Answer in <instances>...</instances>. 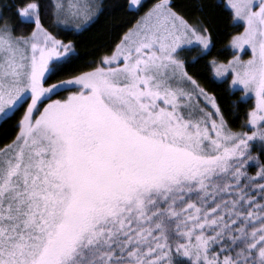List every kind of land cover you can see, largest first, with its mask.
<instances>
[{
	"label": "snow or ice",
	"instance_id": "6c2138e0",
	"mask_svg": "<svg viewBox=\"0 0 264 264\" xmlns=\"http://www.w3.org/2000/svg\"><path fill=\"white\" fill-rule=\"evenodd\" d=\"M196 7L190 18L156 0L90 71L50 82L74 45L45 18L87 31L100 4L0 0V118L26 104L0 147V264H264V163L252 152L264 147V0L212 5L243 28L232 59L211 67L231 73L242 103L254 97L248 131L190 74L185 54L195 62L213 43ZM66 85L76 90L51 99Z\"/></svg>",
	"mask_w": 264,
	"mask_h": 264
},
{
	"label": "trees",
	"instance_id": "16d2710c",
	"mask_svg": "<svg viewBox=\"0 0 264 264\" xmlns=\"http://www.w3.org/2000/svg\"><path fill=\"white\" fill-rule=\"evenodd\" d=\"M226 0H172L177 11H180L187 17L194 18L201 16L196 4L203 3L206 7L205 13L212 18V48L203 57L197 56V60L192 62V56L195 52L186 53L185 57L189 63V71L199 83L209 92L214 94L225 115V119L233 130L248 131L244 127L247 112L255 105V99H249L246 103L241 102L242 94L239 91L233 92L228 82H217L213 78L211 61L213 59L226 63L231 60L234 52L230 48V38L232 35L242 31V27H236L233 24L228 10L214 8L212 5L217 3L224 4ZM5 3L18 4L20 0H4ZM47 3L48 0H45ZM156 2V0H147L142 9L133 11L128 6V0H103L101 3V13L88 27L87 31H72L56 28L50 17L45 18V24L50 31L65 42L72 41L74 48L69 54L71 60L68 63L61 61L62 71L54 76L50 82L67 79L73 74L90 71L97 65L100 58L110 54L115 44L119 42L123 34L136 25L137 21L145 12ZM5 15L12 17L15 22L14 10H5ZM30 29L23 28L22 32L27 34ZM75 87L66 85L64 89H58L57 95L51 99L66 98L69 92L75 91ZM44 103H48L44 100ZM26 104L20 106L11 116L3 120L0 124V147L9 143L18 134V122L23 116ZM42 107V106H41ZM253 155L259 157L261 163H264V147L259 142H253ZM258 170L256 162H250L248 166L249 174L254 175Z\"/></svg>",
	"mask_w": 264,
	"mask_h": 264
},
{
	"label": "rangeland",
	"instance_id": "374dc122",
	"mask_svg": "<svg viewBox=\"0 0 264 264\" xmlns=\"http://www.w3.org/2000/svg\"><path fill=\"white\" fill-rule=\"evenodd\" d=\"M102 1L103 0H97V3H99L100 4V6H101V3H102ZM147 0H142V4H144L145 2H146ZM226 3V1L224 2V4ZM131 10H133V11H136V10H138L139 8H130ZM91 24V23H90ZM89 24V25H90ZM88 25V26H89ZM60 29H65V30H72V31H76V32H80V31H82V30H75V29H73V28H65L63 25H61L60 27H59ZM211 48H212V45L210 46V48H209V50L207 51V53L211 50ZM230 48L232 49V51L234 52V54H236L235 53V50L231 47V45H230ZM206 53V54H207ZM239 54V56H240V58L242 59V60H246V59H248V58H250V55H251V50L250 49H245V51H243V52H240V53H238ZM212 73H213V78H214V80L215 81H217V82H228L229 83V86H230V89L233 91V92H236V91H238L236 88H234L233 87V85H232V83H231V73H228V74H226L225 76H223V77H217L216 75H215V73L212 71ZM251 99H254V97L253 98H251ZM20 106L18 105L17 106V109L19 108ZM26 107V106H25ZM26 109V108H25ZM41 110H42V107H41ZM16 111V110H15ZM14 111V112H15ZM13 112V113H14ZM13 113H10L9 114V116H11ZM34 115H35V113H34ZM8 116V117H9ZM8 117H6V118H8ZM6 118H0V124H1V122L3 121V120H5Z\"/></svg>",
	"mask_w": 264,
	"mask_h": 264
}]
</instances>
